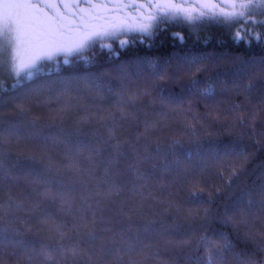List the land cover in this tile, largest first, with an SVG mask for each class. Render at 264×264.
<instances>
[{
  "label": "snow or ice",
  "instance_id": "snow-or-ice-1",
  "mask_svg": "<svg viewBox=\"0 0 264 264\" xmlns=\"http://www.w3.org/2000/svg\"><path fill=\"white\" fill-rule=\"evenodd\" d=\"M97 3H114L125 10L131 8L139 19L132 16L131 22L127 19L108 20L99 26L89 23V20L95 21L101 17L87 15L88 9L80 5L86 4L92 9ZM61 7L70 15L66 16ZM72 16L77 17L79 22L73 21ZM168 24L193 28L214 24L229 29L234 44L250 46L255 42L264 45V0H0V141L5 136H18L20 123L33 128L40 126L41 118L32 115L31 110L22 103L12 104L15 115L22 118L20 123L3 120L2 109L19 97L26 84L46 71H59V64L68 65L73 57L83 58L85 51L97 45L101 49L111 50V43L106 41H115L123 49L134 42L128 39L129 36L136 35L144 42L145 38H154ZM172 36L183 42L181 33L174 32ZM206 60L207 57L185 58L171 75L165 65H154L153 68L160 80H186L190 91L211 96L215 94V86L209 83L202 88L198 79V74L208 71ZM252 71L254 76L248 81V91L254 86L255 76L264 75V59L257 61ZM4 76L11 80L10 85L3 79ZM95 88L98 92L102 91L103 85L97 82ZM141 96H151L149 87L128 93L126 99L121 101L120 116L116 119L110 112L107 116L98 114L101 110L81 102L82 98H77V104H73L71 86L65 83L60 107L49 115L46 121L48 126H58L73 110H77L75 127L73 132L65 133L66 138L79 135L83 128L93 122L100 123L107 119L111 123L104 135L96 136L94 143H87L86 165L79 159L85 144L83 140L77 143L74 151L66 147L69 155L64 163L41 157L43 190L36 202L26 203L11 194L7 201H0V264H147L149 260L153 264H175L174 259H161L171 249H187L189 254L184 259L190 264H264V261L256 260L254 253L234 250L235 245L225 232L208 231V226L216 219L210 208H181L171 201H157L165 204L156 213L158 219L147 221L142 228L135 226L134 221L145 219V201L149 198L156 200L152 192H146V189L157 167L170 173L178 170L185 142L199 147L201 137L198 130H206L207 127L200 115L189 106L183 110V133L173 137L166 150H162L159 142L152 146L149 134L157 127L154 121L145 120L142 132L121 138V121L135 119L134 113L126 109L133 107ZM262 110L253 106L244 111L240 105H235L232 123L254 129ZM206 119L220 120L221 117H212L209 113ZM205 135L213 134L205 131ZM65 143H68L67 139ZM162 151L164 155L158 165L146 167L155 158L153 153L159 155ZM105 152L107 155H104ZM5 155L0 149V181L10 176V170L6 172L4 167ZM191 156V153H187L188 159ZM97 157H102L99 164ZM17 158H20L19 154ZM24 158L37 159L32 154ZM248 159V154L241 152L236 153L235 159L219 164L220 185L205 187L206 182L199 175L192 176L186 185L191 199L203 201L207 196L208 202H211L215 195L231 190L234 182L244 174ZM121 160L128 161L127 168L131 172L129 199L137 196L140 199L135 203L121 201L113 210L106 202L120 196L125 187L117 179ZM66 173L72 174L73 187L80 185L84 193L78 204L72 196L73 189L63 185ZM40 200L57 203L61 211L71 217V227L57 222L51 212L41 206ZM174 207L177 218L198 223L202 230L181 233V238H170L164 249L145 243L141 239L142 232L155 231L156 224H162L163 218ZM20 211L25 213L23 218L16 215ZM258 211L264 216V188L258 198L249 195L245 199L242 195L230 208H225L219 219L222 224L231 225L242 242H258L259 249L264 251V232L255 229ZM33 219L36 224L32 223ZM44 231L54 232V237L45 240L41 237ZM72 232H75L74 238L69 235ZM29 235L39 239L29 240Z\"/></svg>",
  "mask_w": 264,
  "mask_h": 264
},
{
  "label": "trees",
  "instance_id": "trees-1",
  "mask_svg": "<svg viewBox=\"0 0 264 264\" xmlns=\"http://www.w3.org/2000/svg\"><path fill=\"white\" fill-rule=\"evenodd\" d=\"M174 32L183 35L182 43L173 38ZM128 38L134 42L123 49L113 46V49L109 50L96 46L89 59L73 57L68 65L60 63L59 71H46L36 80L26 84L19 97L2 109L5 122L20 123L22 118L15 115L12 104L22 103L31 110L32 115L41 118V123L35 128L20 123L21 130L18 136H5L0 141V149L6 153L5 170L6 172L10 170V176L0 181V201H7L11 194L17 200L26 203L36 202L43 190L41 157L44 159L50 157L57 163H64L65 157L69 155L66 147H71L74 151L77 143L83 140L85 144L82 146L79 159L86 165L87 143L89 141L94 143L96 136L106 133L111 123L107 119L100 123L93 122L92 125L83 128L79 135L66 138L65 133L74 130L77 110L65 116L58 126L47 125L49 115L60 107V97L66 82L71 86L73 104H77V98H82L81 102L101 110L98 114L107 116L110 112L116 119H119L121 101L126 99V95L147 86L151 96H141L133 107L126 109L134 113L135 119L121 121L119 128L121 138L142 132L145 120L154 121L157 127L149 134L152 146L155 147L156 142H159L162 150H166L172 138L183 133V110L189 106L200 115L207 127L206 130H198L201 137L199 147L194 143L185 142L181 155L182 163L178 170L170 173L157 167L146 189V192H152L156 200L149 198L145 201V219L134 221L135 226L142 228L147 221L157 218L156 213L165 206L164 203L157 201H171L181 208H210L216 217L208 226L210 233L213 230L225 232L233 241L234 250L254 253L258 262L264 261V251L259 249L258 242H242L231 225H224L219 219L225 208H230L242 195L245 199L249 195L258 198L264 188V110L260 111L254 129L232 123L234 119L232 109L235 105H240L244 111L253 106L264 109V75L255 76L254 86L250 91L246 90L248 81L253 79L252 69L256 62L264 59V45L255 42L250 46L243 43L234 44L230 38V30L214 24L198 25L195 28L183 24H168L164 26V30L158 31L154 38H145L144 42L136 35ZM193 56L207 57L205 63L208 71L198 74V79L202 88L209 83L213 84L214 95L190 91L186 80L175 78L160 80L153 68L154 65H165L171 75L178 64L182 65L185 58ZM3 79L8 85L11 84L7 76ZM97 82L103 85L102 91L98 92L95 88ZM209 113L212 117L219 115L221 119H206ZM205 131L213 135H205ZM241 152L248 154L249 159L244 174L234 182L231 190L215 195L211 202H208L207 196L203 201L191 199L186 185L192 176L199 175L206 182L205 187L220 185L217 166L225 160L235 159L236 153ZM187 153L192 154L191 159L187 158ZM28 154L34 155L37 159H25L24 156ZM153 155L155 158L146 165L148 168L151 164L158 165L164 152ZM101 159L102 157H97L98 164ZM127 164L128 161L121 160L118 165L120 176L117 179L125 185L124 191L120 196H114L106 202L113 210L121 201L135 203L140 199L138 196L129 199L132 185L128 182L131 179V172ZM63 185L65 188L73 189L72 196L78 204L84 193L80 185L76 184L73 187L71 173L63 176ZM40 203L51 212L57 222H64L71 227V217L64 214L57 203L47 200H40ZM16 215L23 218L25 213L20 211ZM32 223L36 224V220L33 219ZM155 227V231L142 232L141 239L153 248L160 249L165 248L168 239L181 238V233L202 230L198 223H188L177 218L175 207L163 218V223L158 222ZM166 229L171 231L166 232ZM255 229L264 232V216L260 215L259 211ZM69 235L74 238L75 232ZM41 237L47 240L48 237H54V232L44 231ZM28 239L38 240L39 237L29 235ZM188 254L187 249H171L161 259L168 261L174 259L175 264H190L184 259ZM147 264H153V261L149 260Z\"/></svg>",
  "mask_w": 264,
  "mask_h": 264
},
{
  "label": "rangeland",
  "instance_id": "rangeland-1",
  "mask_svg": "<svg viewBox=\"0 0 264 264\" xmlns=\"http://www.w3.org/2000/svg\"><path fill=\"white\" fill-rule=\"evenodd\" d=\"M80 7L88 9L87 15H89V16L95 15V16L101 17V19H99V20H95V21L89 20V23L96 24L97 26H99L100 24L105 23L108 20L119 21V20H122V19H127V20H129V22H131V17L132 16H137V18L139 19V17L137 15V13L135 12V10H133L131 8H128L126 10L125 9H121V7L118 4H114V3H108V4H105V5H100V4L97 3L95 5V7L92 8V9H89V6L86 5V4H81ZM72 10L76 11V9H72ZM61 11L64 12V14L66 16L70 15L69 11L65 10L63 7H61ZM141 11L143 12V9H141ZM128 13H130L131 15L130 16L127 15ZM71 19L73 21H75L76 23L79 22L77 17H75V16H72ZM5 20H7V17L5 18ZM121 38L123 39L124 37H121ZM105 43H111L112 49H113V46L117 47V48L118 47L120 48V46L115 41H106ZM97 47H99V46L97 45ZM94 48H96V46L91 48V49H89V50H87V51H85L82 54L83 58L84 59H89L91 57V53L94 52ZM105 49H107V48H105Z\"/></svg>",
  "mask_w": 264,
  "mask_h": 264
}]
</instances>
